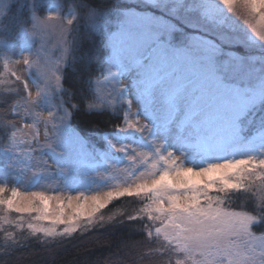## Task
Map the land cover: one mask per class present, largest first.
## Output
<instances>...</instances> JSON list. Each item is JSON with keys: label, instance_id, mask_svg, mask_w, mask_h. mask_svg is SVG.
I'll list each match as a JSON object with an SVG mask.
<instances>
[{"label": "snow or ice", "instance_id": "6c2138e0", "mask_svg": "<svg viewBox=\"0 0 264 264\" xmlns=\"http://www.w3.org/2000/svg\"><path fill=\"white\" fill-rule=\"evenodd\" d=\"M0 97V252L264 264V0H0Z\"/></svg>", "mask_w": 264, "mask_h": 264}, {"label": "trees", "instance_id": "16d2710c", "mask_svg": "<svg viewBox=\"0 0 264 264\" xmlns=\"http://www.w3.org/2000/svg\"><path fill=\"white\" fill-rule=\"evenodd\" d=\"M74 2V0H72ZM105 3L106 0H97ZM128 3H135L127 1ZM88 41L81 38V50ZM4 97H0L3 100ZM0 135H3L0 132ZM135 205L124 199L115 201L110 209H131ZM13 215H15L13 213ZM139 224L108 225L86 237H75L58 244L54 248L42 247L31 240L24 247H17L9 252H0V264H157L159 258L140 259L142 248L136 247L143 239ZM257 233L264 232V224L257 225ZM4 243L0 232V246Z\"/></svg>", "mask_w": 264, "mask_h": 264}, {"label": "rangeland", "instance_id": "374dc122", "mask_svg": "<svg viewBox=\"0 0 264 264\" xmlns=\"http://www.w3.org/2000/svg\"><path fill=\"white\" fill-rule=\"evenodd\" d=\"M127 1H133V2H137V0H127ZM65 4L66 5H70L73 3L72 0H64ZM67 7L65 8V12H67ZM58 40H59V37L56 35V34H53L52 36L49 37L48 39V47L49 49L52 51V53L54 55H58V51H57V44H58ZM22 71V69H20ZM256 119H259V113L257 114V117ZM22 190H24L22 188ZM29 190H35V189H29Z\"/></svg>", "mask_w": 264, "mask_h": 264}]
</instances>
